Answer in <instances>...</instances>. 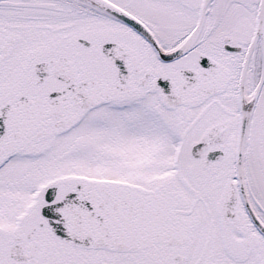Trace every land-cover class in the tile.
Listing matches in <instances>:
<instances>
[{"label":"snow or ice","instance_id":"obj_1","mask_svg":"<svg viewBox=\"0 0 264 264\" xmlns=\"http://www.w3.org/2000/svg\"><path fill=\"white\" fill-rule=\"evenodd\" d=\"M0 264H264V0H0Z\"/></svg>","mask_w":264,"mask_h":264}]
</instances>
